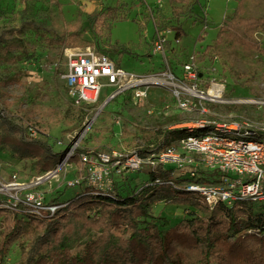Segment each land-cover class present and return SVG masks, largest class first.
I'll return each mask as SVG.
<instances>
[{
  "label": "rangeland",
  "instance_id": "obj_1",
  "mask_svg": "<svg viewBox=\"0 0 264 264\" xmlns=\"http://www.w3.org/2000/svg\"><path fill=\"white\" fill-rule=\"evenodd\" d=\"M240 6L244 16L264 17V0H0V45L10 46L8 53H0V114L47 142L55 152L118 150L129 156L160 150L162 135L174 122L191 124L216 116L219 121L262 123L264 30L256 33L262 52L245 49L228 38L217 40L221 24L233 18ZM157 26L179 27L185 32L180 43L169 49L175 72L182 75L180 67L188 56H199L200 90L219 84L225 88L227 103L208 106L207 115L195 107L182 111L171 87H152L142 102L121 95L102 108L112 92L105 88L92 107L95 111L86 113L70 98L60 76L65 66L64 47L89 46L128 72H156L162 63V57L153 54ZM58 169L56 175L36 185L45 173L39 171L36 161L21 159L8 147H0V241L14 218L22 216L8 207L12 194L23 198L28 192L43 193L49 201L63 196L61 200L66 202L84 191L85 183L72 185L84 175L79 154ZM148 172L146 168L124 174L115 183L116 189L124 197L142 192L149 182ZM11 182L16 187L8 188ZM150 212L167 218L171 225L189 212L209 215L201 207L164 201H156ZM36 232L32 228L12 242L0 264H21V243L27 245ZM96 234L94 228L80 226L68 243L86 242Z\"/></svg>",
  "mask_w": 264,
  "mask_h": 264
},
{
  "label": "trees",
  "instance_id": "obj_2",
  "mask_svg": "<svg viewBox=\"0 0 264 264\" xmlns=\"http://www.w3.org/2000/svg\"><path fill=\"white\" fill-rule=\"evenodd\" d=\"M243 11L240 6L233 18L221 24L217 40L228 38L245 49L262 52L256 33L264 30V17H247ZM175 29L179 37L185 35L181 28ZM9 51V45H0V53ZM184 131L166 130L160 148ZM0 147H8L21 159L35 160L39 171L45 173L53 171L68 153L55 152L47 142L1 114ZM174 171L149 170L152 184L125 197L116 186L110 192L86 186L66 202L58 196L53 201L66 205L49 221L16 216L0 241L1 263L10 244L34 228L39 232L27 245L21 243V264H264V206L240 202L211 209L197 193L153 185L158 177L173 178ZM156 201L201 207L209 215L189 212L188 217L171 225L167 218L150 212ZM80 226L94 228L97 234L70 245L69 236L77 234Z\"/></svg>",
  "mask_w": 264,
  "mask_h": 264
},
{
  "label": "built area",
  "instance_id": "obj_3",
  "mask_svg": "<svg viewBox=\"0 0 264 264\" xmlns=\"http://www.w3.org/2000/svg\"><path fill=\"white\" fill-rule=\"evenodd\" d=\"M156 32L153 54L160 55L162 63L156 72L151 73L128 72L122 69L119 62L89 46L64 47L65 66L60 76L70 98L86 113L95 111L92 107L101 100L105 88L112 89V92L102 108L121 95H130L136 103L142 102L152 87H171L176 104L182 111H191L195 107L202 115H207L208 106L227 103L225 88L219 84H213L208 91L200 90L203 75L198 72L199 56L189 55L180 67L182 75L175 72L176 63L170 58L169 49L172 50V46L175 48L181 41L176 29L157 26ZM211 91L214 92L209 94ZM209 117L191 124L174 122L169 129L185 127L184 133L171 138L160 150L144 156H129L118 150L78 153L84 175L72 185L85 183L97 192H110L126 173L146 168H173V178L164 180L158 177L153 185H168L197 193L211 209L219 204L232 207L240 202L264 206V122L253 124L244 119L219 121L216 116ZM74 154L75 151L69 150L62 164L44 173L36 185L56 175L60 166L69 165ZM151 184L148 182V185ZM16 185L11 182L8 188ZM7 204L17 214L42 220L53 218L66 205L47 200L43 193L32 192L26 193L23 198L12 194Z\"/></svg>",
  "mask_w": 264,
  "mask_h": 264
},
{
  "label": "bare ground",
  "instance_id": "obj_4",
  "mask_svg": "<svg viewBox=\"0 0 264 264\" xmlns=\"http://www.w3.org/2000/svg\"><path fill=\"white\" fill-rule=\"evenodd\" d=\"M214 91H211L209 94L213 93Z\"/></svg>",
  "mask_w": 264,
  "mask_h": 264
}]
</instances>
